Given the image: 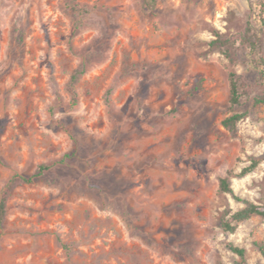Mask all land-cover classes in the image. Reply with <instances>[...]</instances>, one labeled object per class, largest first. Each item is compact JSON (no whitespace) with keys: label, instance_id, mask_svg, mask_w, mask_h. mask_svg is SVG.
Masks as SVG:
<instances>
[{"label":"rangeland","instance_id":"rangeland-1","mask_svg":"<svg viewBox=\"0 0 264 264\" xmlns=\"http://www.w3.org/2000/svg\"><path fill=\"white\" fill-rule=\"evenodd\" d=\"M249 19L257 62L244 48L231 62L210 42ZM262 56L264 0H0V195L52 166L12 191L0 264H237L230 243L264 262V217L220 225L244 205L222 176L264 203ZM231 72L251 85L234 107Z\"/></svg>","mask_w":264,"mask_h":264},{"label":"trees","instance_id":"trees-1","mask_svg":"<svg viewBox=\"0 0 264 264\" xmlns=\"http://www.w3.org/2000/svg\"><path fill=\"white\" fill-rule=\"evenodd\" d=\"M211 46L218 47L222 50L224 55L231 61L237 62L239 60V50L244 48L248 51L249 55L255 59V55L259 51L261 46L259 35L253 30V24L251 19L248 20L245 31L236 37L235 35H225L220 31H216V36L210 42ZM257 62V60H256ZM258 78L264 84V56L258 60ZM87 71L86 63H83L72 73L69 81V90L72 93L74 102H78V92L76 89L77 83L81 76ZM230 77V102L232 106H236L241 103V99L244 95H249L251 92V85L249 81L236 72H231ZM254 104H264V92L259 93L253 98ZM248 115L247 111L233 112L228 115L224 120L223 124L233 133L238 131L239 122ZM264 131V127H263ZM1 136V128H0ZM260 160L258 158H252V162L248 167H244L240 175H246L254 170ZM52 166L48 164H41L39 166L38 173L34 175L15 173L5 184L0 195V225L3 226L7 216V204L12 191L21 184L32 183L35 178L41 175L43 172L49 170ZM220 190L233 195L234 199L238 202H242L244 205L238 209H234L231 205H228L220 217V225L225 231L235 232L240 222L251 218L254 215H260L264 217V203L259 204L248 198H244L235 193L232 186V182L229 176H222L220 178ZM230 249L233 250L239 256L237 264H249L247 258V249L244 246L235 245L230 243ZM257 249L259 250L262 258L264 259V242L256 243ZM258 264H264L259 262Z\"/></svg>","mask_w":264,"mask_h":264}]
</instances>
